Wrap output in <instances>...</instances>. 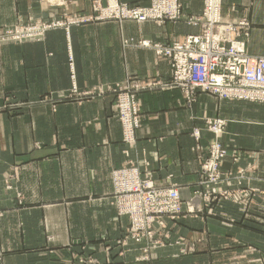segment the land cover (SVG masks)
Returning <instances> with one entry per match:
<instances>
[{"label":"crops","instance_id":"0c3cea01","mask_svg":"<svg viewBox=\"0 0 264 264\" xmlns=\"http://www.w3.org/2000/svg\"><path fill=\"white\" fill-rule=\"evenodd\" d=\"M93 1L63 0L61 7L46 8L39 0H0V25L88 15ZM182 2L189 15L202 11L203 0ZM222 18L248 19V53L264 55V0H222ZM198 32L183 22L87 24L52 30L43 43L1 49L0 264H77L69 248L76 253L81 245L104 240L113 246L129 227L113 205V171L132 167L156 185L176 186L183 202H194L200 159L212 140L211 133L202 131L206 118L228 122L222 143L229 157L221 171L243 173L238 187L255 189L254 201L245 205L227 198L212 205L213 213L201 200L195 203L197 215L165 220L174 241L198 247L194 254L173 245L152 250L150 261L140 259L137 250L127 251L122 261L104 249L90 257L95 264H264V104L220 101L201 93L190 110L183 107L179 89L141 92L143 126L137 145L128 150L123 144L116 96L109 88L128 76L170 82L172 68L150 50L124 49L122 40L169 44ZM73 88H102L103 94L81 102L50 101ZM10 94L18 110L6 108ZM195 129L202 131L200 151L195 150Z\"/></svg>","mask_w":264,"mask_h":264},{"label":"rangeland","instance_id":"374dc122","mask_svg":"<svg viewBox=\"0 0 264 264\" xmlns=\"http://www.w3.org/2000/svg\"><path fill=\"white\" fill-rule=\"evenodd\" d=\"M208 1L209 0H203V8L200 13L189 15L186 13L185 5L182 0H148L147 4L120 3L117 0H107L106 3H103L100 0H94L91 4L92 13L88 15H77L74 18H68L65 16H52V18H40L38 20L29 18L25 20H19L15 24L0 25V52L1 49L5 47L43 43L48 32L58 28L68 29V27L70 26L106 23H116L119 26L124 23H135L140 25L143 23H151L154 25H166L183 22L188 26L198 28L199 32L197 34H189L183 39L173 41L169 44L153 42L151 40L141 38H126L122 40L124 49L136 47L150 50L155 54L157 58L168 59L172 68V79L170 80V82H165L160 79L139 80L135 79L132 76H128L123 82L109 88L112 94L116 96L113 106L116 116L120 121L122 127L123 144L128 150H133L138 142L137 134L143 126V103L140 97V93L151 91L165 92L166 90H171H162L161 88H155V86L158 84L171 85L173 78L175 77V74L177 72V62L175 60V57L177 55V46L185 45L188 38L190 37H199L200 42L203 38H207L208 26L211 24L212 20L217 18V14L218 16H220L218 9H220L221 11L220 18L222 23L224 24L223 26L247 23V26L245 27H248V29L244 28L243 30H241L238 36L232 34L231 39L243 42L245 44L247 54L251 58L258 59L264 57V55L252 56L248 53L247 41L251 36V22L248 19H241L238 22L225 21L222 18V0H220L219 8L215 6L214 0L210 1L209 4H207ZM39 2L41 6H44L46 8H58L64 5L63 0H39ZM208 11L211 19L207 22ZM216 28H220V26H217ZM200 53L201 50L197 49L196 54L200 55ZM179 90H181L184 95L183 107L190 110L197 102L198 94L206 93L203 92L202 89H199L197 87L191 88L187 92L183 89ZM120 93H128L133 96L131 100H133L136 109H139L138 111L140 125H138L133 118L129 119L127 124L124 122V116L120 108V100L118 97V94ZM95 94H103L102 88H95L92 91L86 92H80L77 88H73L68 95L61 96L57 99L51 98V100H49L55 104L69 101L81 102L92 98ZM11 97L12 96L10 94L7 98L6 108L10 111L12 109L18 110L19 105L12 103V100L14 101V99H11ZM217 99L219 100V98ZM40 101L46 102L47 99L44 98ZM239 102L250 104H264L249 101ZM132 110L133 107L129 109L130 112H132ZM212 119L225 121L224 119L220 118H209L208 120ZM208 120L207 118L204 119V129L202 131H208ZM227 123L228 122H226V126ZM202 131L201 129H195L193 132V137L196 141V151L201 150L200 140ZM223 134L219 137L220 141H217L221 143L226 154L224 158L216 163L215 161H211L215 164L210 167L205 166L207 165V158H209L210 154L213 153V150L209 145L207 151L204 153V156L202 157V159H200L199 175L201 179L197 181L198 189L194 193V202L185 203L182 201L181 196H179L180 202L178 201L176 203L172 199L170 194H167V192H170L172 190H177L179 192L176 186L156 185L155 180L148 177H141L139 171L134 170V168L132 167L124 168L120 171H113L112 184L114 186V195H112V197L113 199L115 198L113 205L115 206L116 213L120 218L125 217L128 219L129 227L127 231L124 232L123 237L120 236V239H118V241H116L113 246L106 243V241L104 240L99 244L91 246L81 245L80 251L76 253L74 251H71L72 249L69 248L68 250L71 253V261L73 263L77 262V264H95L96 260L91 258L94 251L100 252L103 249L106 251H115L116 257L121 259V261L124 260L127 251L131 250H137L139 256L141 255L140 259H142L143 261H150L152 250L163 247H171L173 245L182 246L181 249L183 254H186L187 252H191L194 254L195 252H197L198 247H196L195 245H187V247H185L183 244L184 242H181L179 240L174 241L170 236L171 232L169 231V227L167 228L166 225L170 223L168 221L165 222V220H179L181 218H186V214H189L190 216L197 215V213H199V208H197L195 205L197 201H204L205 203H207V210L215 213L213 206L221 204L223 200L234 198V200L238 199L242 202V204L248 205L249 203L254 201V197L256 196L255 192L253 191L255 189L250 188L249 186L244 189L238 187L242 184V181L244 179L243 173H222V164L224 160L229 157V151L222 143ZM211 135L212 140L210 144L215 140V136L212 133ZM19 197L21 196L19 195ZM190 205L193 208L195 207L196 211L189 209L186 210V207L190 208ZM211 212L207 214H209L210 216ZM158 224L159 227H157ZM130 245L133 247H129ZM135 246H139V249H135ZM45 250L53 252L46 247ZM59 251L60 250H58L57 252Z\"/></svg>","mask_w":264,"mask_h":264},{"label":"built area","instance_id":"2783aa9c","mask_svg":"<svg viewBox=\"0 0 264 264\" xmlns=\"http://www.w3.org/2000/svg\"><path fill=\"white\" fill-rule=\"evenodd\" d=\"M210 1L212 0H209L207 4ZM214 2L219 8L220 0H214ZM218 10L221 16V11ZM220 16L217 14V18L208 26L207 38H203L200 42L199 37H190L185 45L177 46L175 57L177 72L171 85L158 84L155 88L162 90L179 88L187 92L197 87L221 101L264 103V57L251 58L243 42L231 39L232 34L238 36L241 30L248 29L245 27L247 23L223 26ZM210 19L208 11L207 22ZM217 26L220 28H216ZM197 49L201 50L200 55L196 54ZM118 97L124 122L127 124L129 119L133 118L140 125L139 109H136L131 100L133 96L120 93ZM132 107L133 110L130 112L129 109ZM207 123L208 131L215 136V140L210 144L213 153L207 158V165H205L210 167L226 155L221 143L218 142L219 137L226 130V121L212 119ZM167 194H170L176 203L180 202V194L177 190Z\"/></svg>","mask_w":264,"mask_h":264}]
</instances>
